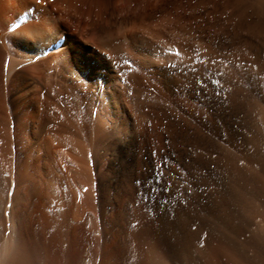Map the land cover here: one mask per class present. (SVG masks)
<instances>
[{
  "label": "bare ground",
  "instance_id": "6f19581e",
  "mask_svg": "<svg viewBox=\"0 0 264 264\" xmlns=\"http://www.w3.org/2000/svg\"><path fill=\"white\" fill-rule=\"evenodd\" d=\"M248 1L0 0V264H96L90 234H100L97 239L103 243L109 175L116 179L120 173L124 145L132 144L137 134L148 136L146 125L141 131L138 127L151 115L147 103L178 105L192 117L217 112L214 53L199 44L217 9L234 11L235 21L244 25L248 15L255 21L261 40L255 54L264 68V0ZM235 38L225 32L209 39L230 47ZM244 39L234 47L238 54L248 50ZM239 55L228 58V64L236 66L230 67L239 84L236 105L243 108L248 103V65ZM261 87L264 92V79ZM171 110V138L196 151L193 157L174 151L177 166L188 178L214 179L201 154L215 149L214 138ZM227 125L242 137L237 122ZM149 156L146 141V169L136 175L151 177L157 192H171L156 194L152 201L167 243L182 252L183 220L201 224L212 237L214 229L200 213L207 198L186 203L178 193L174 198L175 190L157 181ZM78 179L86 194L78 189ZM251 184L255 193L254 178ZM85 195L97 201L99 225L87 213L76 227V207ZM257 256L250 255L248 264H261ZM169 264L188 263L179 259Z\"/></svg>",
  "mask_w": 264,
  "mask_h": 264
},
{
  "label": "rangeland",
  "instance_id": "374dc122",
  "mask_svg": "<svg viewBox=\"0 0 264 264\" xmlns=\"http://www.w3.org/2000/svg\"><path fill=\"white\" fill-rule=\"evenodd\" d=\"M247 3L249 4L248 0ZM235 16L234 11L217 9L216 19L204 26L205 37L199 43L205 48L208 46L214 53L213 63L216 64L212 69L216 71L212 78L216 83V114L202 112L201 115L192 117L180 107L177 108L178 105L172 108V105L164 106L158 102L147 103L151 115L145 119L146 123L145 120L143 123L140 120L138 127L141 131L142 126L146 125L148 136L137 134L134 140L132 139V144L128 147L125 144L120 154L122 155L119 160L122 164L120 173L117 177L115 175L116 179L112 174L109 175L110 185L103 198L107 212L103 220L104 228L102 227V231L106 232L103 235V243L101 244L97 239L100 234L96 232L90 234L91 258L94 263L169 264L171 260L183 259L188 264H234L232 258L235 257L248 264V257L258 253L259 256L256 258L261 259V264H264V173L262 172L264 171V137L258 133V128L264 132L262 104L264 92L261 87L264 68L257 63L261 62L262 58L255 54V47L260 40L253 26L255 21L248 15V23L244 25L236 22ZM262 17L264 25V8ZM225 32H231L234 38L235 35L236 38L241 36L235 38L236 46L211 44L210 36ZM242 39L248 42V50L244 53L239 52L247 59L248 65V103L243 108L236 105V88L239 84L235 82L236 75L231 71L236 69V66L231 67L232 64H228V58L240 56L235 48L238 44L237 40L243 41ZM204 72L207 75V70ZM170 109L181 117L183 115L191 128L204 130L214 138L215 149L206 154L201 153L215 172L214 179L206 175L191 177L190 174L188 178L187 173L177 166L174 160L177 151H186V154L189 153L192 157L196 155V151L187 146L186 141H174L171 138L174 125L172 115L168 114ZM228 121H233L234 124L237 122V127L242 133L241 138L232 134L231 127L227 125ZM254 139L256 140L253 142ZM146 141L150 151L149 163L155 169L157 181L161 186L164 187L165 184L167 188H173L174 198L178 193L182 198L181 201L185 203L188 200L198 201L203 196L207 198V203L200 213L213 227V236L210 237L209 232L201 224L183 220L181 241L184 248L179 253L174 246L171 247L167 243L160 226L154 219L152 201L161 191L157 192L155 181L151 177L142 176L140 179L137 177L139 174H144L146 169L144 157ZM124 142L128 143L129 140L126 139ZM253 145L257 148L256 153H252L256 149ZM171 171L177 172L180 178H175ZM253 178L257 184L255 193L251 191ZM77 187L86 194L87 187L82 188V181L79 179ZM166 190L163 188L161 194L171 193ZM97 206L94 197L85 195L80 198L74 215V226L77 227L83 215L87 213L94 226L99 225Z\"/></svg>",
  "mask_w": 264,
  "mask_h": 264
},
{
  "label": "snow or ice",
  "instance_id": "6c2138e0",
  "mask_svg": "<svg viewBox=\"0 0 264 264\" xmlns=\"http://www.w3.org/2000/svg\"><path fill=\"white\" fill-rule=\"evenodd\" d=\"M40 2V0H37V3H39ZM14 27H16L15 25H14Z\"/></svg>",
  "mask_w": 264,
  "mask_h": 264
}]
</instances>
